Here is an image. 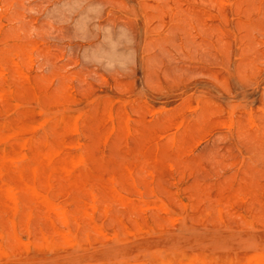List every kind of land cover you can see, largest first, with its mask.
<instances>
[{
	"label": "rangeland",
	"instance_id": "1",
	"mask_svg": "<svg viewBox=\"0 0 264 264\" xmlns=\"http://www.w3.org/2000/svg\"><path fill=\"white\" fill-rule=\"evenodd\" d=\"M0 78V264H264V0H0Z\"/></svg>",
	"mask_w": 264,
	"mask_h": 264
},
{
	"label": "bare ground",
	"instance_id": "2",
	"mask_svg": "<svg viewBox=\"0 0 264 264\" xmlns=\"http://www.w3.org/2000/svg\"><path fill=\"white\" fill-rule=\"evenodd\" d=\"M222 2H223V1H222ZM224 3H228V1H227V2L224 1ZM234 3H235V2H234ZM185 7H186V5H185ZM188 7H189V6H188ZM244 16H245V15H244ZM209 23H210V22H209ZM218 29H219V28H218ZM239 30H240V29H239ZM225 40H226V39H225ZM23 57H24V56H23ZM12 60H13V59H12ZM12 62H13V61H12ZM17 62H18V61L16 60V63H17ZM24 62H25V61H24ZM13 63H14V62H13ZM21 63H23L22 60H21V62H20L19 64H21ZM11 64H12V63H11ZM25 64H26V62H25ZM14 65H15V64H14ZM26 65H27V64H26ZM16 66H17V65H16ZM17 67L20 68L19 66H17ZM17 67H16V68H17ZM21 67H22V66H21ZM18 68H17V69H18ZM26 68H27V67H26ZM14 70H15V68H14ZM23 71H24V70H23ZM19 72H21V71H19ZM3 74H5V73H3ZM21 75H22V74H20V76H21ZM18 76H19V75H18ZM18 76H17V77H18ZM20 76H19V77H20ZM22 76H23V75H22ZM19 77H18V78H19ZM0 79H1V78H0ZM26 79H27V78H26ZM28 79H29V77H28ZM28 81H29V80H28ZM8 85H9V84H8ZM32 86H33V85H32ZM2 87L4 88V86H2ZM8 89H9V91H12V90L10 89V87H9ZM3 90H4V89H3ZM3 93H4V92H3ZM0 94H1V92H0ZM69 94H71V93H69ZM7 95H8V94H7ZM6 97H7V96H6ZM15 103H16V102H15ZM123 103H124V102H123ZM16 104H17V103H16ZM18 105H20V103H19ZM18 105H17V106H18ZM20 106H21V105H20ZM63 107H64V106H63ZM60 109H61V107H60ZM62 110H64V109H62ZM62 110H61V112H63ZM41 111H42V110H41ZM44 111H45V110H44ZM159 111H160V110H159ZM10 112H11V111H10ZM10 112H9V113H10ZM45 112H47V111H45ZM40 113H41V112H40ZM57 113H58V112H57ZM11 114H12V113H11ZM43 114H44V112H43ZM46 114H47V113H46ZM52 114H53V112H52ZM51 116H52V115H51ZM44 118H45V117H44ZM46 118H47V120H48V117H46ZM230 120H231V119H230ZM230 120H229V121H230ZM231 121H232V120H231ZM40 122H41V121H40ZM40 122H39V124H41ZM44 122H45V121H43L42 123H44ZM75 122H77V120H76ZM128 122H129V121H128ZM2 124H3V126H4V122H3ZM74 124H75V123H74ZM32 126H33V125H32ZM40 126H41V125H40ZM112 126H113V124H112ZM42 127H43V125H42ZM34 128H35V127H34ZM37 128H38V127H37ZM113 128H114V126H113ZM113 128H112V129H113ZM43 129H44V128H43ZM44 131H45V130H44ZM112 131H113V130H112ZM11 134H12V133H11ZM45 134H46V133H45ZM4 135H5V134H4ZM127 135H128V134H127ZM8 137H9V136L7 135V138H8ZM10 137H11V136H10ZM3 139H4V136H3ZM3 139H2V140H3ZM24 140H25V139H24ZM3 141H4V140H3ZM77 141H78V139H77ZM25 142H26V141H24L23 143H25ZM78 143H79V142H78ZM81 143H82V142H81ZM173 144H174V142H173ZM77 145H78V144H77ZM69 146H71V145H69ZM79 146H80V144H79ZM157 146H158V144H157ZM23 147H24V145H23ZM25 147H26V146H25ZM21 148H22V146H21ZM157 148H158V147H157ZM103 150H104V149H103ZM156 150H157V149H156ZM3 154H4V153H3ZM22 154H23V153H21V156H25V154H23V155H22ZM104 154H105V152H104ZM81 156H82V155H81ZM81 156H80V157H81ZM18 157H19V156H18ZM44 157H46V156L44 155ZM20 158H22V157L15 158V159H20ZM82 158H83V157H82ZM82 158H79V157H78L79 160H82V161H83ZM6 159H8V158H6ZM12 159H14V158H12ZM20 160H22V159H20ZM50 160H51V159H50ZM77 161H78V160H77ZM15 162H16V164H15ZM15 162H14L13 165H17V161H15ZM79 162H80V161H79ZM79 162H78V163H79ZM75 163H76V161H75ZM75 163H74V164H75ZM76 164H77V163H76ZM86 164H87V162H86ZM170 165H172V164H170ZM126 167H127V166H126ZM33 170H34V169H33ZM35 170H36V169H35ZM131 171H132V170H131ZM36 172H37V171H36ZM129 172H130V171H129ZM130 173H131V172H130ZM66 174H67V173H66ZM21 175H22V174H21ZM36 175H37V174H36ZM128 176H129V175H128ZM112 179H113V178H112ZM128 179H129V178H128ZM132 180H133V178H132ZM113 181H114V180H113ZM134 181H135V179H134ZM134 183H136V182H134ZM134 185H135V184H134ZM26 186H27V185H26ZM9 187H11V186H9ZM27 187H28V186H27ZM114 187H115V186H114ZM122 187H123V186H122ZM6 188H7V187H6ZM6 188H5V189H6ZM11 188H12V187H11ZM115 189H116V188H115ZM6 190H7V189H6ZM176 190H177V189H176ZM11 191H12V189L10 190V192H11ZM14 191H15V190H14ZM29 191H30V189H29ZM90 191H91V190H90ZM12 192H13V191H12ZM12 192H11V194L14 193V192H13V193H12ZM120 192H121V191H120ZM8 193H9V192H8ZM11 194H10L11 198H12V196H14V195L16 196V194H13V195H11ZM121 194H122V193H121ZM8 195H9V194H8ZM42 195H43V194H42ZM46 196H47V195H46ZM64 197H65V196H64ZM92 197H93V196H92ZM9 198H10V197H9ZM11 198H10V199H11ZM14 198H16V197H14ZM97 198H98V196H97ZM126 198H127V197H126ZM41 200H42V198H41ZM93 200H94V197H93ZM95 200H96V199H95ZM95 200H94V201H95ZM127 200H128V199H127ZM11 201H12V200H11ZM15 201H17V200L15 199ZM38 201H39V200H38ZM48 201H49V200H48ZM85 201H86V200H85ZM138 201H139V200H138ZM163 201H164V200H163ZM56 202H57V201H56ZM121 202H122V201H121ZM164 202H165V201H164ZM47 203H48V202H47ZM89 203H90V202H89ZM92 203H93V202H92ZM186 203H187V202H186ZM48 204H49V203H48ZM48 204H47V205H48ZM50 204H51V203H50ZM50 204H49V205H50ZM159 204H161V203H159ZM11 205H12V204H11ZM11 205H10V206H11ZM52 205H53V204H52ZM55 205H56V204H54V207H52V208H55ZM90 205H91V204H90ZM50 206H51V205H50ZM56 206H57V205H56ZM66 206H67V205H66ZM91 206H96V205L92 204ZM153 206H154V205H153ZM167 206H168V205H167ZM11 207H12V206H11ZM154 207H155V206H154ZM163 207H164V206H163ZM218 207H219V206H218ZM185 208H186V207H185ZM221 208H222V207H221ZM92 209H93V207H92ZM94 209H95V208H94ZM96 209H97V207H96ZM170 209H171V208H170ZM15 210H18V209H15ZM15 210H14V211H15ZM87 210H88V209H87ZM141 210H142V209H141ZM162 210H163V209H162ZM221 210H222V209H220V211H221ZM53 211H54V210H53ZM55 211H56V210H55ZM20 212H21V211H20ZM145 212H146V211H145ZM167 212H168V211H167ZM56 213H57V212H56ZM92 213H93V212H92ZM108 213H109V212H108ZM57 214H59V213H57ZM106 214H107V212H106ZM29 215H30V213H28V216H29ZM220 215L222 216V214H220ZM28 216H26V217H28ZM30 216H31V215H30ZM91 216H92V214H91ZM28 218H29V217H28ZM60 218H61V216H60ZM62 219H63V217H62ZM66 219H67V218H66ZM51 220H52V219H51ZM75 220H76V219H75ZM171 220H174V219H171ZM64 221H65V220H64ZM64 221H63V222H64ZM66 221H67V220H66ZM66 221H65V222H66ZM176 221H177V220H176ZM101 222H102V221H101ZM174 222H175V221H174ZM53 223H54V221H53ZM224 223H225V222H224ZM27 224H28V223H27ZM57 226H58V225H57ZM67 226H68V225H67ZM68 227H69V226H68ZM63 229H65V228H63ZM43 230H44V229H43ZM65 230H66V229H65ZM13 231H14V230H13ZM41 231H42V230H41ZM101 231H102V229H101ZM108 231H109V230H108ZM114 231H115V229H114ZM151 232H152V231H151ZM153 232H154V231H153ZM63 233H64V231H63ZM66 233H67V232H66ZM71 233H72V232H71ZM130 233H131V232H130ZM0 234H1V233H0ZM28 234H29V233H28ZM64 234H65V233H64ZM44 235H45V234H44ZM67 235H68V234H67ZM67 235H66V237H67ZM114 235H115V234H114ZM149 235H150V234H149ZM45 236H46V235H45ZM45 236H44V237H45ZM73 236H74V235H73ZM108 236H109V235H108ZM108 236H107V237H108ZM44 237H43V238H44ZM69 237H70V235H69ZM107 237H106V238H107ZM110 237H111V236H110ZM133 237L136 238L134 235H133ZM134 238H133V239H134ZM50 239H52V238H50ZM66 239H67V238H66ZM66 239H65V240H66ZM69 239H70V238H69ZM74 239H75V238H74ZM115 239H116V238H115ZM44 240H45V239H44ZM24 241H25V240H24ZM53 241H54V240H53ZM29 242H30V241H29ZM119 242H120V241H119ZM77 243H78V242H77ZM69 244H71V243L69 242ZM26 245H27V244H26ZM34 245H35V244H34ZM45 246H46V245H45ZM52 246H54V245H52ZM25 249H26V248H25ZM77 250H78V249H77ZM46 252H47V251H46ZM45 254H46V253H45ZM162 254H163V253H162ZM170 255H171V254H170ZM172 255H173V253H172ZM196 255H197V254H196ZM257 255L259 256L260 254L258 253ZM45 256H46V255H45ZM236 256H237V255H235V257H236ZM261 256H262V254H261ZM249 257L251 258L252 256H249ZM7 258H9V257H7ZM31 258H32V257H31ZM116 258H117V257H116ZM130 258H131V257H130ZM132 258H133V256H132ZM250 258H248V260H250ZM117 259H118V258H117ZM252 259H254V257H252ZM235 260H236V258H235ZM248 260H247V262H248ZM259 260L261 261V259H259ZM259 260H258V261H253V264H255V263L257 264V262H258V264H259ZM115 261H116V260H115ZM204 261H205V260H204ZM113 262H114V261H113ZM254 262H255V263H254ZM50 263H51V262H50ZM108 263H109V262H108ZM117 263H118V262H117ZM186 263H187V262H186ZM188 263L191 264V262H188ZM188 263H187V264H188ZM244 264H250V262H249V263H244Z\"/></svg>",
	"mask_w": 264,
	"mask_h": 264
}]
</instances>
